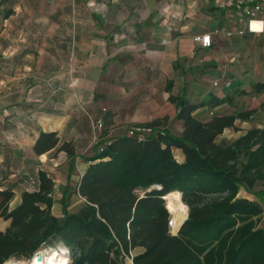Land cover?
Wrapping results in <instances>:
<instances>
[{
	"label": "crops",
	"instance_id": "1",
	"mask_svg": "<svg viewBox=\"0 0 264 264\" xmlns=\"http://www.w3.org/2000/svg\"><path fill=\"white\" fill-rule=\"evenodd\" d=\"M255 2L264 18V0H0V188L12 190L10 206L39 188L43 170L53 212L62 215V201L78 210L79 179L106 139L137 124L180 134L171 95L196 104L200 120L250 112L216 141L264 126V31L239 32L242 6ZM204 32L209 46L193 39ZM213 96L227 99L211 105ZM98 116L104 131L95 143ZM40 131L59 140L37 153ZM65 141L71 152L59 147Z\"/></svg>",
	"mask_w": 264,
	"mask_h": 264
},
{
	"label": "trees",
	"instance_id": "2",
	"mask_svg": "<svg viewBox=\"0 0 264 264\" xmlns=\"http://www.w3.org/2000/svg\"><path fill=\"white\" fill-rule=\"evenodd\" d=\"M170 99L179 106L180 134L155 128L143 139L127 133L109 138L79 179L85 202L78 210L64 204L61 216L52 214V180L43 170L39 188L24 190L14 206L12 190L0 188V217L9 220L0 229V264L32 257L55 242L67 249L71 264H124L130 254L135 264H264V227L258 226L263 207L238 195L240 187L258 179L264 184V126L216 141L236 116L250 112L200 120L192 113L196 104L183 96ZM58 140L56 131H40L34 150L48 151ZM59 147L72 150L68 141ZM173 147L181 149L183 160L176 159ZM173 191L188 205L176 233L169 231L165 205L166 198L175 211L167 197ZM136 247L142 249L131 253Z\"/></svg>",
	"mask_w": 264,
	"mask_h": 264
},
{
	"label": "built area",
	"instance_id": "3",
	"mask_svg": "<svg viewBox=\"0 0 264 264\" xmlns=\"http://www.w3.org/2000/svg\"><path fill=\"white\" fill-rule=\"evenodd\" d=\"M235 0H231V2H234ZM262 4L260 2H255L251 4H245L242 6V11L245 15L244 20V26L239 29V32L249 31V32H263L264 31V18L260 15V11L262 9ZM228 33H230L228 31ZM194 41L199 42L201 46H209L211 44V34L210 32H204L201 34H195L193 36ZM106 108L103 107L102 110H105ZM92 137L93 141L97 143L101 140V137L103 136L104 131V121L101 116L95 117L92 119ZM155 128L151 125H145V124H137L133 125L127 130V134L133 135L137 137L138 139H143L146 135L153 132ZM109 141V138L105 140L102 144H100L97 149L101 150L105 143ZM183 220H181L178 224L173 219V215L170 212V215L168 217V226L169 231L171 233H176L179 229V226L181 225ZM35 253V252H34ZM127 258L126 264H135L132 260L131 254L125 255Z\"/></svg>",
	"mask_w": 264,
	"mask_h": 264
},
{
	"label": "rangeland",
	"instance_id": "4",
	"mask_svg": "<svg viewBox=\"0 0 264 264\" xmlns=\"http://www.w3.org/2000/svg\"><path fill=\"white\" fill-rule=\"evenodd\" d=\"M220 140L223 141V139H220ZM226 141H228V140H226ZM137 192L141 193V189H139ZM49 194L51 196V192ZM238 195L239 196H244V197H247V198H251V199H255V200H257L260 203V205L263 207V211H262V214H261V216L259 218L258 226L264 227V184L262 183V181L260 179H258L252 184L251 187H248V188L240 187V190L238 191ZM181 199H182V197H181ZM166 201H167V199L165 200V205L167 207ZM183 203L186 205V212H188V205L184 201H183ZM52 204H53V200H52ZM64 204H65L66 209H67V204L64 201L61 202V209L63 208ZM167 209H168V207H167ZM67 210L70 211L69 209H67ZM51 212H52V214H54L56 216H59L58 214H55L53 212L52 206H51ZM169 212H171V210H169ZM61 213H62V210H61ZM171 214H172V212H171ZM185 215H187V213ZM3 222H4L3 218L0 217V228H2V229L5 228V225H4ZM179 222H178V224H179ZM39 249H42V250L44 249L45 251L48 252L49 257L52 258L51 263L66 264L65 260L68 259V263L67 264H71V258H70L69 254L67 252V249L60 242H55L52 245H46V246H44L42 248H39ZM54 249L57 250V251L55 252ZM37 251H39V250L37 249L35 252H37ZM131 253H134V252L131 251ZM34 254L35 253H33L31 256H33ZM51 254H53L55 257L52 256ZM30 258L31 257H29V258H15V257H11V259H9V260L21 259L19 261H22V264H31L30 263ZM126 263H127V258H126V256H124V264H126Z\"/></svg>",
	"mask_w": 264,
	"mask_h": 264
},
{
	"label": "bare ground",
	"instance_id": "5",
	"mask_svg": "<svg viewBox=\"0 0 264 264\" xmlns=\"http://www.w3.org/2000/svg\"><path fill=\"white\" fill-rule=\"evenodd\" d=\"M167 197H169V199L171 200L172 204L175 207V211H172L168 207V203L166 201L168 209L171 210V212L173 214L174 221H176V223H177L180 220H183L185 218V214L187 212H186V205L183 203V201L181 199V192H179V191L170 192L169 194H167ZM165 200H166V198H165ZM39 255H40V257H38ZM51 260H52V258L49 257L47 251L39 250V251L35 252V254L30 258V263L31 264H55V263H51ZM3 264H22V261L7 260Z\"/></svg>",
	"mask_w": 264,
	"mask_h": 264
},
{
	"label": "water",
	"instance_id": "6",
	"mask_svg": "<svg viewBox=\"0 0 264 264\" xmlns=\"http://www.w3.org/2000/svg\"><path fill=\"white\" fill-rule=\"evenodd\" d=\"M186 216H187V215H186ZM185 218H186V217H185ZM185 218H184V219H185ZM184 219H183V220H184ZM38 257H40V255H39Z\"/></svg>",
	"mask_w": 264,
	"mask_h": 264
}]
</instances>
